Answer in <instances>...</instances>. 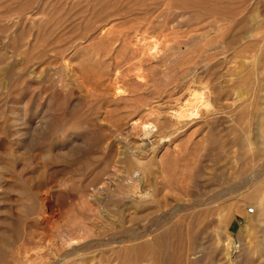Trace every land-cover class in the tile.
I'll use <instances>...</instances> for the list:
<instances>
[{"label":"rangeland","instance_id":"1","mask_svg":"<svg viewBox=\"0 0 264 264\" xmlns=\"http://www.w3.org/2000/svg\"><path fill=\"white\" fill-rule=\"evenodd\" d=\"M218 2L0 0V264H264V0Z\"/></svg>","mask_w":264,"mask_h":264},{"label":"bare ground","instance_id":"2","mask_svg":"<svg viewBox=\"0 0 264 264\" xmlns=\"http://www.w3.org/2000/svg\"><path fill=\"white\" fill-rule=\"evenodd\" d=\"M215 1H217V0H215ZM219 2L218 3H220V0H218ZM226 2L227 0H222V2ZM237 2V1H236ZM240 2V1H239ZM234 3V2H233ZM217 4V3H216ZM215 4V5H216ZM231 11H234V13H235V10L233 9H230ZM203 11H205L206 12V14H209L210 16H212L214 19H220V20H222L223 18H225V17H229L230 15H232V14H229V12H228V10H227V8H225V6H223V5H216V6H209V7H205L204 9H203ZM238 11V10H237ZM232 13V12H231ZM232 16H234V15H232ZM235 17V16H234ZM227 19V18H226ZM227 22V21H226ZM222 23V22H221ZM225 24V23H224ZM222 28H223V26H221ZM138 39V38H137ZM144 40V39H143ZM149 54V53H148ZM66 64V63H65ZM136 77H137V80H138V82L139 83H141V84H146V76H144V75H142V74H140V73H138L137 75H136ZM111 84V83H110ZM193 96H195V98L194 97H192L193 99H187V102L185 101V104H184V106H182V108H180V109H173V110H171V114L170 115H172L173 117H175L177 120H179L178 118H181V117H185V116H189V115H193V114H196L199 110H198V106H199V104L200 103H202V99H203V97H198L197 96V94L196 93H194L193 92ZM196 102H195V101ZM183 105V104H182ZM205 105V104H204ZM205 107V106H204ZM191 119V118H190ZM145 125V124H144ZM144 128H147L146 126L144 127ZM125 161V160H124ZM255 163V162H254ZM130 168H131V165H130ZM127 170V169H126ZM125 170V171H126ZM127 173H130V169H129V172H127ZM129 181V180H128ZM133 183V182H132ZM132 183H131V185H132ZM160 183V182H159ZM161 183H162V181H161ZM127 185V184H126ZM154 185V184H153ZM161 185V184H160ZM159 185V186H160ZM166 186H168L167 184H166ZM169 186H171V184L169 185ZM115 187H117V186H115ZM128 187V186H127ZM139 187V186H138ZM157 187V186H156ZM130 188H132V187H130ZM129 189V188H128ZM133 189V188H132ZM159 189V188H158ZM162 189H164V188H162ZM166 189V188H165ZM126 190V189H125ZM131 190V189H130ZM154 192V191H153ZM120 193V192H119ZM122 193V192H121ZM156 193V192H155ZM123 194H125V193H123ZM261 193H259V195H260ZM264 195V194H263ZM125 196V195H124ZM154 196H156V194L154 195ZM92 198V197H91ZM121 198V197H120ZM120 198H118L116 201H118V200H120ZM114 199V198H113ZM127 199V198H126ZM261 200H263L264 201V196L261 198ZM145 201V200H144ZM119 202V201H118ZM158 202V201H157ZM93 203V202H92ZM133 204V203H132ZM263 204H264V202H263ZM89 205V204H88ZM90 205H92V204H90ZM135 205V204H134ZM143 206V205H142ZM91 209V208H90ZM264 209V208H263ZM248 210V209H247ZM254 212V209H253V211L251 212V213H253ZM248 213H250L249 211H248ZM128 214V213H127ZM130 214V213H129Z\"/></svg>","mask_w":264,"mask_h":264},{"label":"built area","instance_id":"3","mask_svg":"<svg viewBox=\"0 0 264 264\" xmlns=\"http://www.w3.org/2000/svg\"><path fill=\"white\" fill-rule=\"evenodd\" d=\"M248 211L251 213L253 211V208L252 207H249L248 208Z\"/></svg>","mask_w":264,"mask_h":264}]
</instances>
